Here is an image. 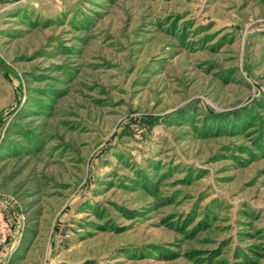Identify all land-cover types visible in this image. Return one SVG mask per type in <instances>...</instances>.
<instances>
[{
    "label": "rangeland",
    "instance_id": "374dc122",
    "mask_svg": "<svg viewBox=\"0 0 264 264\" xmlns=\"http://www.w3.org/2000/svg\"><path fill=\"white\" fill-rule=\"evenodd\" d=\"M0 264H264V0H0Z\"/></svg>",
    "mask_w": 264,
    "mask_h": 264
}]
</instances>
